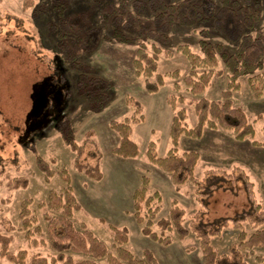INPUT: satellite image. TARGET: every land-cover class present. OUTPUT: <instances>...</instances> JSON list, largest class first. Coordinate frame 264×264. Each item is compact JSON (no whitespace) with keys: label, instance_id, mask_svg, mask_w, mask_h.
Listing matches in <instances>:
<instances>
[{"label":"rangeland","instance_id":"374dc122","mask_svg":"<svg viewBox=\"0 0 264 264\" xmlns=\"http://www.w3.org/2000/svg\"><path fill=\"white\" fill-rule=\"evenodd\" d=\"M58 1L39 0L34 6L24 8L23 0H0V234L12 236L9 249L13 253L27 250L28 258L36 253L56 255L50 245L44 215L46 212L56 214L47 206L48 195L51 190L63 191L65 182L59 171L67 167L73 190L83 206L74 215L76 226L81 228L85 224L112 253L117 255L111 226L127 227L129 241L126 246L137 258H143L147 249L159 264H205L199 237L203 232L201 228L220 226L215 222L217 219L237 218L252 211L244 174H248L254 183L256 202L264 210V95H255L248 76L239 77L240 88L232 94L234 106L241 107L254 126L253 137L238 140L230 130L208 127L204 128L200 138L185 134L180 137L179 154L189 150L200 154L194 172L200 180V189L191 180L177 188L171 174L150 161L147 150L151 141L156 143L159 156H165L172 147L170 127L174 111L170 98H175L176 108H186L187 124L193 127L197 123L195 101L202 97L220 101L222 92L228 88V69L219 55L217 69H222L223 74L214 75L203 92L191 93L183 80L190 71V63L178 46L187 44L201 54L202 38L223 45L229 52L235 51L236 44L230 43L212 20L193 26L175 22L169 45L146 39L150 53L152 43L161 46L158 73L165 76V84L159 91L150 93L145 77L135 73L137 46L120 41L115 37L114 29L105 23L103 8L108 4L118 5L121 0H66V14H88L92 30L99 35L96 47L79 59L93 69L92 73L85 70L87 74L100 76L111 83L108 101L101 110L94 111L87 95L77 86L79 71L71 66L68 54L60 49L57 34L51 28V24L59 21L54 7ZM128 7L135 10L132 3ZM262 13L259 27H264V9ZM206 30L209 32L207 37L202 33ZM59 64L61 66H57ZM62 68L66 73V87L70 88L69 102L63 113L75 140L80 144L88 140L82 161L89 165L100 161L104 174L101 180L75 167V152L64 142L58 129L59 117L40 131L30 146L19 142L32 105L33 84L55 70L64 73ZM175 71H178L177 77L173 75ZM124 119H129L133 127L132 138L140 148L137 157L126 158L113 151L120 136L110 123ZM90 130H93V136L87 134ZM37 155L50 161L56 172L49 180L37 166ZM142 176L149 178L151 194L157 190L162 195L155 222L169 217L172 204L176 202L185 210L183 224L190 229L187 237L180 238L175 231H165L171 242L164 244L142 232V224L136 221L133 209V193L141 185ZM19 177H26L28 185L10 186L9 181ZM25 199L31 200L32 216L36 218L32 228L41 227V231L32 236L37 243H32L23 229L20 212ZM212 227L208 228L211 230ZM152 228L161 233L156 223ZM241 228L248 234L257 229L250 220L243 221L240 227L234 221L224 222L220 234L211 237L216 251L220 254L228 252L229 247L238 242ZM66 253L75 259L92 258L73 251ZM257 255L264 256L263 247L248 253V264H263L257 261ZM96 263L109 264V261L98 258ZM0 264L16 263L0 254Z\"/></svg>","mask_w":264,"mask_h":264},{"label":"trees","instance_id":"16d2710c","mask_svg":"<svg viewBox=\"0 0 264 264\" xmlns=\"http://www.w3.org/2000/svg\"><path fill=\"white\" fill-rule=\"evenodd\" d=\"M36 1L39 0H23V7L30 8L36 4ZM130 3L134 5L135 10L128 7ZM54 7L59 15V21L57 24H51V28L57 34L60 49L68 54L71 66L80 73L77 83L80 92L87 95L91 109L99 111L108 101L111 83L100 76L87 74L85 70L92 73L93 69L79 60L86 52L96 47L99 35L92 30L88 14L83 12L66 14L68 8L66 0H59ZM263 9L264 0H179L177 2L121 0L118 5L108 4L103 8L105 23L114 29L115 37L124 43L137 46L134 59L135 73L145 77L146 89L150 93L159 91L160 87L165 84V76L158 73L161 46L152 43V53H150L146 39L169 45L171 43L170 32L175 22L193 26L212 20L225 38L237 46L235 51L229 52L223 45L214 44L205 38L200 40L203 50L201 54L194 52L187 44L178 46V50L186 55L190 63V71L183 80L191 93L203 92L210 85L214 75L223 74L222 69H217L220 56L228 69L229 83L228 88L222 92V100L216 101L202 97L195 101L197 123L193 127L187 124L186 108H176L175 98L169 99L174 111L170 127L172 147L165 156H159L156 143L151 141L147 155L152 163L171 174L177 188L188 180L193 181L198 189L201 188L200 180L194 176L200 154L195 150L185 151L182 154L177 152V146L183 134L200 138L205 127L230 130L235 133L238 140L253 137L255 134L254 126L249 122L245 111L241 107L234 106L232 94L240 88L239 77L248 76L249 84L255 95L257 97L264 95V27H259ZM202 33L205 37L209 36L208 30ZM168 55L171 54L168 53ZM260 70L263 71L258 72ZM173 75L177 77L178 71H175ZM151 78L154 79L151 80ZM66 80L65 71L59 74L55 70L33 84L32 105L26 115L25 128L20 135L19 142L24 146H30L36 135L55 117H59L58 129L64 142L75 152V167L92 178L101 180L104 174L100 161L94 165L82 161L88 140L82 144L75 140L73 130L63 113L70 97V88L66 87ZM180 101L183 102L182 97ZM110 124L120 136L119 144L113 151L126 158L137 157L140 154V148L132 138L133 127L129 119L112 120ZM87 134L93 136V130L88 131ZM254 143L260 145L258 141ZM52 162L55 160L52 159ZM36 163L45 174L46 180L55 175L56 172L51 167L50 161L37 155ZM59 174L65 182V187L62 192L51 190L47 200V206L56 214L46 212L44 215L47 220L50 245L57 254L47 256L36 253L28 258L27 250L13 253L9 249L12 236L0 234V254L2 256L16 264H97L96 259L98 258H106L109 264H159L150 250L144 251L143 258H137L126 246L129 241L127 227L111 226L114 231L113 247L117 255L112 253L105 242L85 224L78 228L74 222V215L83 206L73 190L68 168L64 167ZM244 180L252 211L237 218L217 219L215 222L220 226L201 228L203 232L199 237L205 264H248V253H254L255 248H264V210L256 202L254 183L249 179L248 174H244ZM9 184L13 188L26 187L28 179L26 177L14 178L9 181ZM149 184V178L142 176L141 185L133 193L134 217L138 223L142 224V232L164 244L171 242V238L165 235V231H175L180 238L187 237L190 229L183 224L185 210L176 202L172 204L169 217L160 218L155 222L161 208L162 195L157 190L151 194ZM30 204V199L22 202L20 216L27 237L32 243H37V239L32 236L35 232L41 231V227L37 225L32 228L36 223V218L32 216ZM247 220H250L257 229L248 234L241 228L238 242L232 244L228 252L218 253L212 244L211 237L220 234L224 222L234 221L240 227L241 223ZM155 223L160 227L161 233L152 228ZM67 251L83 253L92 258L75 259L71 254L66 253ZM256 259L264 264L263 255H257Z\"/></svg>","mask_w":264,"mask_h":264}]
</instances>
